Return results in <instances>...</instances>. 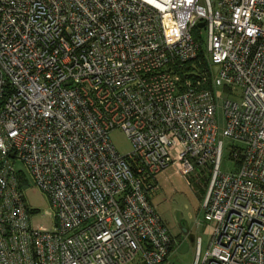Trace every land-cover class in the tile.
I'll list each match as a JSON object with an SVG mask.
<instances>
[{
	"label": "built area",
	"instance_id": "built-area-1",
	"mask_svg": "<svg viewBox=\"0 0 264 264\" xmlns=\"http://www.w3.org/2000/svg\"><path fill=\"white\" fill-rule=\"evenodd\" d=\"M170 165L207 183L194 264H264V0H0V264H176L149 199Z\"/></svg>",
	"mask_w": 264,
	"mask_h": 264
},
{
	"label": "rangeland",
	"instance_id": "rangeland-1",
	"mask_svg": "<svg viewBox=\"0 0 264 264\" xmlns=\"http://www.w3.org/2000/svg\"><path fill=\"white\" fill-rule=\"evenodd\" d=\"M203 41L206 35L202 31ZM219 98L217 100V123L219 131L225 127L224 123V101H239L240 93L230 94L223 88L218 89ZM110 140L117 152L125 156L132 151L131 144L127 136L119 129L110 133ZM224 151L221 160V172L232 173L235 171V164L229 158L230 146L233 141L228 138L223 139ZM241 145V144H238ZM16 169L22 171L27 183L24 191V200L31 214L30 222L34 227L41 226L51 229L54 220L48 215L52 213L50 202L46 194L42 193L33 183L32 177L20 163H16ZM159 190L153 199L157 212L161 216L164 224L169 229L176 240L173 260L178 264H194L196 259V243L201 240L202 254L209 248L212 238L214 223L204 220L202 202L205 196L203 185H190L177 170L174 165H170L157 176ZM176 212L180 213L184 220V228L188 234H184L179 229L176 220Z\"/></svg>",
	"mask_w": 264,
	"mask_h": 264
},
{
	"label": "water",
	"instance_id": "water-1",
	"mask_svg": "<svg viewBox=\"0 0 264 264\" xmlns=\"http://www.w3.org/2000/svg\"><path fill=\"white\" fill-rule=\"evenodd\" d=\"M198 27H202V24H200ZM175 220L181 232L184 234H188L187 230L184 228V220L180 213L176 212Z\"/></svg>",
	"mask_w": 264,
	"mask_h": 264
},
{
	"label": "trees",
	"instance_id": "trees-1",
	"mask_svg": "<svg viewBox=\"0 0 264 264\" xmlns=\"http://www.w3.org/2000/svg\"><path fill=\"white\" fill-rule=\"evenodd\" d=\"M202 58H203V57H202L201 55L198 56V59L201 60V61H203ZM156 182H157V181H156ZM195 184H196V185H200V184H202V185H203V188L205 189V192H206L207 183H206L204 180H201V182H197V183H196V180L193 179L192 182L190 183V185H195ZM151 204H152V203H151ZM152 205H153V204H152ZM153 206H154V205H153ZM154 207H155V206H154ZM33 213H34V212H33ZM136 264H138V263H136Z\"/></svg>",
	"mask_w": 264,
	"mask_h": 264
},
{
	"label": "crops",
	"instance_id": "crops-1",
	"mask_svg": "<svg viewBox=\"0 0 264 264\" xmlns=\"http://www.w3.org/2000/svg\"><path fill=\"white\" fill-rule=\"evenodd\" d=\"M156 181H157V178H156ZM156 194H157V192L156 193H154V194H152V195H150V202L154 205V203H153V199L156 197ZM155 206V205H154ZM155 208H156V210H157V207L155 206ZM176 244V243H175ZM174 249H175V246H174ZM174 249H173V251H172V253H171V260L173 261V262H175L176 264H178L177 262H176V260L174 261L173 260V257H174Z\"/></svg>",
	"mask_w": 264,
	"mask_h": 264
}]
</instances>
